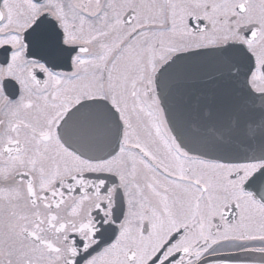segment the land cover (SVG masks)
Returning <instances> with one entry per match:
<instances>
[{"label":"snow or ice","instance_id":"obj_1","mask_svg":"<svg viewBox=\"0 0 264 264\" xmlns=\"http://www.w3.org/2000/svg\"><path fill=\"white\" fill-rule=\"evenodd\" d=\"M230 46L264 79V0H0V264H232L264 167L188 151L167 87Z\"/></svg>","mask_w":264,"mask_h":264},{"label":"water","instance_id":"obj_2","mask_svg":"<svg viewBox=\"0 0 264 264\" xmlns=\"http://www.w3.org/2000/svg\"><path fill=\"white\" fill-rule=\"evenodd\" d=\"M247 62L236 46L189 54L167 81L176 130L188 151L221 161L264 158V94L248 85ZM264 176L251 189L259 193Z\"/></svg>","mask_w":264,"mask_h":264},{"label":"flooded vegetation","instance_id":"obj_3","mask_svg":"<svg viewBox=\"0 0 264 264\" xmlns=\"http://www.w3.org/2000/svg\"><path fill=\"white\" fill-rule=\"evenodd\" d=\"M251 89L256 93H264V79L249 80ZM214 160V159H210ZM217 161V160H216ZM227 164L241 165L240 168L227 169L236 173L240 171L241 176L236 177V183L243 189V184L259 167H264V159L245 162H225ZM246 191L249 198L260 206H264L251 189ZM241 232L237 231L235 239L222 246L226 254H236L235 258H227L232 264H264V231L245 232L244 238L240 239Z\"/></svg>","mask_w":264,"mask_h":264}]
</instances>
